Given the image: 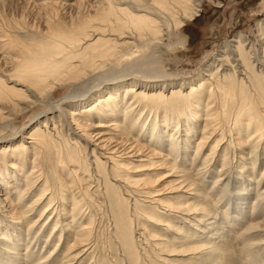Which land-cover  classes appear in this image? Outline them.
Masks as SVG:
<instances>
[{"label": "bare ground", "instance_id": "6f19581e", "mask_svg": "<svg viewBox=\"0 0 264 264\" xmlns=\"http://www.w3.org/2000/svg\"><path fill=\"white\" fill-rule=\"evenodd\" d=\"M28 1L0 13V264H264V16L155 72L115 67L222 2Z\"/></svg>", "mask_w": 264, "mask_h": 264}, {"label": "rangeland", "instance_id": "374dc122", "mask_svg": "<svg viewBox=\"0 0 264 264\" xmlns=\"http://www.w3.org/2000/svg\"><path fill=\"white\" fill-rule=\"evenodd\" d=\"M219 1L222 2L221 6H215L209 2L205 3L197 19L183 28L184 31L192 29L193 40H186L180 44L177 37L165 35L162 40L160 39L155 44L150 43L141 51H137L138 53L134 52L132 59L120 62L115 68H127L137 65V63H141V65L145 63L142 66H146V69L155 72H171L173 71L172 66L182 69V65H187L193 69L201 68L215 50L218 51L221 42L226 37H230L233 32L240 29L248 31L250 25L253 26V21L264 16V0ZM37 11V7L33 6V3L30 4L28 0H0L1 14H7V16L8 14L9 16L23 15L30 23L42 22L43 19L38 17ZM34 116V114H30L21 120L20 124L25 126L26 136H30L31 130L37 124L34 121ZM244 255L247 256L240 249L233 252V256L239 264H249L248 257L246 258Z\"/></svg>", "mask_w": 264, "mask_h": 264}, {"label": "crops", "instance_id": "0c3cea01", "mask_svg": "<svg viewBox=\"0 0 264 264\" xmlns=\"http://www.w3.org/2000/svg\"><path fill=\"white\" fill-rule=\"evenodd\" d=\"M196 19H197V18H196ZM196 19H195V20H196ZM193 22H194V21H193Z\"/></svg>", "mask_w": 264, "mask_h": 264}]
</instances>
